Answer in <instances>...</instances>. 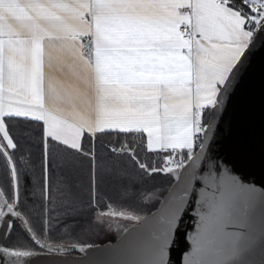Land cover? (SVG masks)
<instances>
[{"label":"snow or ice","instance_id":"snow-or-ice-1","mask_svg":"<svg viewBox=\"0 0 264 264\" xmlns=\"http://www.w3.org/2000/svg\"><path fill=\"white\" fill-rule=\"evenodd\" d=\"M247 175L264 177V0H0V264H250ZM100 231L118 243L85 259Z\"/></svg>","mask_w":264,"mask_h":264},{"label":"water","instance_id":"water-1","mask_svg":"<svg viewBox=\"0 0 264 264\" xmlns=\"http://www.w3.org/2000/svg\"><path fill=\"white\" fill-rule=\"evenodd\" d=\"M228 135L226 126H222V131L219 134V138L223 139ZM239 175V173H236ZM245 184H254V186L258 189L264 188V177L260 175H247L242 180ZM194 210H195V204L193 202L192 208L189 210V212L185 215L184 221L182 222L181 230L177 233L176 241L172 246V258L175 262L178 260L181 256L184 250H186L188 246V241L186 240V236L189 231L195 230V223L194 220L196 217L194 216ZM253 217H254V226L256 230H259V227L261 225V222L264 221V206H262L259 202H257L254 211H253ZM14 223L16 221L14 220ZM19 223V222H17ZM119 236L113 240L108 241L102 244H95L98 245V248L90 249L88 251V256L85 257V259H96V260H106L109 259V257L105 253V245H113L115 246L118 243ZM4 231L3 226L0 225V241H4ZM75 256H82L81 253H74ZM246 259L250 262V264H261V261H264V249L257 246V248L248 256ZM33 264H71V262L61 260L57 257L48 256V255H41L34 259Z\"/></svg>","mask_w":264,"mask_h":264},{"label":"trees","instance_id":"trees-1","mask_svg":"<svg viewBox=\"0 0 264 264\" xmlns=\"http://www.w3.org/2000/svg\"><path fill=\"white\" fill-rule=\"evenodd\" d=\"M105 139H107V137H105ZM38 164V161H37ZM39 176V169L37 167V171H36V177L38 178ZM33 179L29 178L28 182L26 183L24 180V176H21V184H22V199L23 198H27L28 200H31V197L28 195L29 192L32 191L31 185H32ZM35 215L38 217L39 216V209L37 208L35 211ZM17 223V222H16ZM37 223H38V219H37ZM17 228H19V223H17ZM103 231L97 232L94 235L86 238V242L89 244H102L108 241H113L115 240L118 236H109V237H103L102 235ZM26 236V234H25Z\"/></svg>","mask_w":264,"mask_h":264},{"label":"rangeland","instance_id":"rangeland-1","mask_svg":"<svg viewBox=\"0 0 264 264\" xmlns=\"http://www.w3.org/2000/svg\"><path fill=\"white\" fill-rule=\"evenodd\" d=\"M103 237H109V236H119L118 233H116L115 231L111 232V233H106V232H103L102 233Z\"/></svg>","mask_w":264,"mask_h":264}]
</instances>
